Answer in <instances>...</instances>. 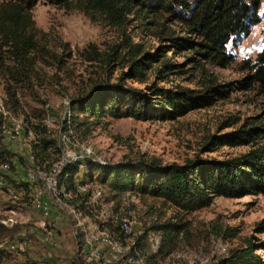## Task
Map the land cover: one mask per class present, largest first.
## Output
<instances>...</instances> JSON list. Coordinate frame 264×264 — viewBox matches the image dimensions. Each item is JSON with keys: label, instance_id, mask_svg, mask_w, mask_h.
I'll list each match as a JSON object with an SVG mask.
<instances>
[{"label": "rangeland", "instance_id": "1", "mask_svg": "<svg viewBox=\"0 0 264 264\" xmlns=\"http://www.w3.org/2000/svg\"><path fill=\"white\" fill-rule=\"evenodd\" d=\"M31 15L35 27L43 34L39 36L43 46L58 55L63 47L68 50L64 52L63 67L50 59L47 63L37 61L28 83H8L15 87V106L7 101L4 90L7 79H3L0 67V145L16 154L14 172L0 166V173L16 178L17 183L24 178L32 185L31 194L25 197L0 178V224L8 228L18 226L12 237H0V264H78L79 255L84 263L93 264L89 258L94 256L103 264L114 254L119 255L115 264H144L143 260H132L126 255L137 237L164 221L180 220L188 228L162 254L157 253L160 233H148L150 248L156 253L152 264H214L231 250L243 246L249 237L264 238L254 234L255 224L264 218V195L217 197L207 208L184 213L159 199L141 197L134 192L114 193L107 185L88 177L86 162L79 165L75 176V183L83 181V185H77L76 194L57 189L51 193L53 198L47 189L48 196L41 198L38 193L39 183H47V177H50L48 188L63 166L87 159L101 165H115L152 157L162 165H181L197 158L230 160L257 146L264 147V139H260L253 145L202 149L210 136L229 133L246 119L264 112V91L246 79L253 74L257 55L264 50V19L247 36L228 44L227 51L232 55L228 67L201 62L203 69H194L187 61L190 52L171 47L170 38L189 37L183 25L165 13L131 18L125 32L134 43H140L148 52L166 46L165 56L171 63L188 70L187 74L170 77L168 84L158 83L160 86L180 85L199 91L212 81L214 85L224 86L222 90L226 93H217L212 105L175 121L102 118L97 124L94 119L86 121L80 115L76 125H72L69 124L71 100L87 94L109 77L103 66L88 62L83 52L89 45L100 52L109 51L120 43L123 32L107 26L101 19L88 18L78 9L57 6L51 0H39ZM3 61V67L15 66L11 60ZM113 67L111 82L122 71L117 64ZM152 78L150 75L149 80ZM244 80H247L245 86L241 85ZM125 84L143 88L134 81ZM233 123L237 124L231 128ZM32 124L45 125L47 138L57 143L59 153L50 148L48 161H59L48 169L36 161L37 168L29 166L33 158L31 145L36 140L31 132L27 133ZM25 168L44 173H35V179H30L25 176ZM70 200L75 204H70ZM73 205H83L90 214L83 215ZM123 224H129L128 228ZM77 227L81 228L85 241L79 254ZM21 237L26 238V245ZM46 237L55 246L42 243Z\"/></svg>", "mask_w": 264, "mask_h": 264}, {"label": "trees", "instance_id": "2", "mask_svg": "<svg viewBox=\"0 0 264 264\" xmlns=\"http://www.w3.org/2000/svg\"><path fill=\"white\" fill-rule=\"evenodd\" d=\"M39 0H0V67L5 80L4 90L8 102L17 104L16 91L13 85L28 83L33 75L36 62L47 63L50 59L60 68L64 66V50L61 54L51 53L41 42L43 35L35 27L31 11ZM62 8H75L88 18L101 19L107 26L120 29L122 38L111 50L100 52L94 45H89L83 52L88 62L100 64L109 75L105 82L97 83L84 94L71 100L70 122L76 125L78 117L83 120L94 119L97 124L102 118L112 120L134 119L140 122L175 121L190 112L212 105L214 95L224 94V86L214 85L208 81L201 90L195 91L180 85L170 87L158 83H170V77L187 74L188 70L171 63L165 56L166 48L161 46L153 52L145 51L140 43H134L126 34V27L131 18L160 13L168 14L174 22L186 28L189 37L170 38L171 47L190 52L188 65L194 69H203L202 63L221 68L228 67L232 55L227 51L231 42H238L247 36L251 29L264 19V0H51ZM147 18V17H146ZM68 51L67 57L70 56ZM3 59L11 60L15 66L3 67ZM122 69L113 79L114 65ZM126 68L125 71L123 69ZM253 74L246 79L257 84L264 91V50L260 52L252 67ZM108 72V73H107ZM152 75V81L149 76ZM241 85H246V81ZM127 81L143 85L141 89L126 86ZM230 87V86H227ZM65 120V124H66ZM238 123V122H237ZM237 123H233V128ZM82 124H85L82 123ZM32 133L36 140L31 145L33 151L32 168L45 165L50 168L49 150L59 153L56 141L47 138V128L42 124H32L27 133ZM264 139V112L257 117L246 119L237 129L229 133L212 135L202 149L215 150L218 147L253 145ZM15 153L0 145V166L14 172ZM22 162V159H19ZM86 162L89 167L88 177L107 185L114 193H138L141 197L162 200L172 207L191 213L212 204L217 197L238 199L244 196L264 195V147L257 146L247 153L230 160L195 159L184 164L162 165L158 159H138L134 162L101 165L87 159L82 162L66 164L56 177L57 188L65 194H76L75 176L79 165ZM27 164V159H26ZM0 178L9 187L22 192L28 197L32 185L21 181L17 183L12 177L0 173ZM63 193V195H64ZM62 197V193H60ZM70 204H75L72 200ZM83 215L89 210L83 205H73ZM81 213V214H82ZM97 223V222H96ZM187 224L180 220L164 221L154 225L134 240L126 257L132 260H143L152 264L156 253H153L148 233L159 232L160 242L157 253L162 254L172 246L178 235L187 231ZM18 226L11 228L0 224V237L16 233ZM113 230V229H112ZM77 253L84 247V234L81 228L75 229ZM117 233V229H114ZM254 234L264 235V218L254 226ZM118 236L123 239L121 234ZM235 234L231 235L234 237ZM8 251V250H7ZM79 251V252H78ZM9 252V251H8ZM79 260L81 262H79ZM78 264L84 263L77 256ZM91 264V263H89ZM214 264H264V238L251 236L244 245Z\"/></svg>", "mask_w": 264, "mask_h": 264}, {"label": "built area", "instance_id": "3", "mask_svg": "<svg viewBox=\"0 0 264 264\" xmlns=\"http://www.w3.org/2000/svg\"><path fill=\"white\" fill-rule=\"evenodd\" d=\"M63 168V167H62ZM61 168V169H62ZM35 173H44V172H31L29 171L27 168H25V176L27 178H30V179H35ZM50 181V177H47V183H39V190H38V193L41 195V198L42 196L44 195H47L48 196V193H47V184L48 182ZM39 208H41V206H39ZM125 225V228H128V225L129 224H123ZM21 240L23 242L24 245H26V238H23L21 237ZM42 243H46L48 244L49 246H55V243L52 241V240H47V237L46 238H43L41 240ZM108 263V262H107Z\"/></svg>", "mask_w": 264, "mask_h": 264}, {"label": "bare ground", "instance_id": "4", "mask_svg": "<svg viewBox=\"0 0 264 264\" xmlns=\"http://www.w3.org/2000/svg\"><path fill=\"white\" fill-rule=\"evenodd\" d=\"M64 167V166H63ZM50 186L47 188L48 189V192H49V194L50 195H52V197H53V194H51L52 192L54 193L55 191H57V181H56V179L54 180V183L53 184H49ZM40 195V194H39ZM56 195V194H55ZM54 195V196H55ZM60 196V195H59ZM66 197V196H65ZM54 198V197H53ZM63 198V197H62ZM67 198V197H66ZM64 199V198H63ZM24 245V244H23ZM96 250V249H95ZM114 251V250H113ZM112 251V252H113ZM118 258H119V255H116V254H114V257H112V255H111V257L108 259V260H106L103 264H115L116 262H117V260H118ZM100 260V259H99ZM89 261L90 262H93V264H98L100 261H97V258H94V256H93V258L91 259V258H89ZM103 262V261H102ZM108 262V263H107ZM92 264V263H91ZM100 264V263H99Z\"/></svg>", "mask_w": 264, "mask_h": 264}, {"label": "crops", "instance_id": "5", "mask_svg": "<svg viewBox=\"0 0 264 264\" xmlns=\"http://www.w3.org/2000/svg\"><path fill=\"white\" fill-rule=\"evenodd\" d=\"M13 179H14V180H16V178H14V177H13ZM21 181H24V182H26L24 178H23Z\"/></svg>", "mask_w": 264, "mask_h": 264}]
</instances>
